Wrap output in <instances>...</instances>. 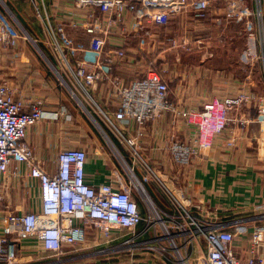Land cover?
Returning a JSON list of instances; mask_svg holds the SVG:
<instances>
[{
  "label": "built area",
  "instance_id": "built-area-1",
  "mask_svg": "<svg viewBox=\"0 0 264 264\" xmlns=\"http://www.w3.org/2000/svg\"><path fill=\"white\" fill-rule=\"evenodd\" d=\"M30 1L41 26L37 39L27 30L26 36H20L16 26L24 24L0 0V57L21 54L22 42L32 41L76 107L88 116L127 169L124 175L115 171L105 184L89 185L88 150L69 146L60 150L56 171L50 173L27 142L29 131L46 119L42 105L27 106L14 83L0 80V264H21V245L32 241L44 260L40 264H56L87 244L93 245L84 251L104 247L97 253L128 254L129 264H152L134 260L138 254L151 253L157 254V264H264V205L256 207L253 215L226 222L201 214V207L191 202L177 181L157 171L142 148L149 125L170 115L175 123L194 127L188 142L173 141L167 146L174 165L191 167L226 132L232 121L230 113L253 103L264 145V95L242 90L205 103L201 110H187L171 100L169 84L155 63L145 68L139 64V76L128 84L116 74L128 59L125 44L130 37L135 35L146 46L148 27L165 29L176 19L183 25H214L224 46L229 40L225 34L228 25H245L242 60L248 65L261 61L264 68V0H73L74 9L85 12V22H73L71 28L83 31L87 43L73 39L67 26L53 24L44 0ZM169 42L188 51L204 46L199 40L196 44L176 38ZM105 85L118 100L115 112L99 103ZM51 115L52 121L72 120L65 108ZM107 129L130 155V165ZM23 167L27 174L21 176ZM8 177L37 183L40 208L23 215L10 209L5 204ZM152 183L168 209L150 193ZM237 238L248 241L244 257L236 250ZM52 259L57 260L51 263Z\"/></svg>",
  "mask_w": 264,
  "mask_h": 264
},
{
  "label": "crops",
  "instance_id": "crops-1",
  "mask_svg": "<svg viewBox=\"0 0 264 264\" xmlns=\"http://www.w3.org/2000/svg\"><path fill=\"white\" fill-rule=\"evenodd\" d=\"M44 3L46 14L53 24L67 26L66 30L73 39L88 42L83 31L71 28L73 22H85V12L74 9L73 0H44ZM12 5V12L27 25L30 35L39 38L41 26L33 3L30 0H14ZM147 32L150 36L146 46H141V39H136L135 35L125 44L128 59L116 69V74L125 84L139 76V64L145 68L148 63H155L169 84L171 100L183 109L201 110L205 103L235 95L242 90L264 95L263 63L258 61L248 65L244 59L241 61L246 46L245 25H228L225 34L229 40L225 46L219 43V31L214 25H183L181 20L176 19L165 29L148 27ZM174 38L179 41L189 39L193 44L199 40L204 46L196 51L174 48L169 42ZM236 40L242 43L239 55L230 52ZM22 46L21 54L0 57V80H10L18 87V96L27 106L39 102L46 113V119L28 134L27 142L34 156L44 163L50 173H54L62 148H86L89 153L87 183L95 187L107 183L118 170L108 166L98 152L95 154L100 157L90 158L96 150L84 141L85 138L90 139V133L84 132L79 109L70 93L60 85L38 53L29 51L25 42H22ZM107 87H103L98 100L102 107L115 112L118 100ZM62 108L68 110L71 121L65 118L52 121L48 118ZM229 117L232 121L226 132L214 141L212 151L188 168L178 167L171 162L167 146L173 141L188 142L195 132L194 127L184 122L175 123L172 116L165 115L149 125L142 142L144 157L153 163L157 171L165 173L169 180L177 181L191 202L201 207V214L223 222L253 215L256 207L264 205L263 128L256 104L233 111ZM243 122L244 125L241 124ZM95 147L100 148L98 145ZM26 174L27 170L23 167L21 176ZM27 181L22 177L5 179V204L20 215L40 208L39 187L37 183ZM21 246V264H40L44 261L33 241ZM247 246V240L237 238L236 250L241 257H244Z\"/></svg>",
  "mask_w": 264,
  "mask_h": 264
},
{
  "label": "rangeland",
  "instance_id": "rangeland-1",
  "mask_svg": "<svg viewBox=\"0 0 264 264\" xmlns=\"http://www.w3.org/2000/svg\"><path fill=\"white\" fill-rule=\"evenodd\" d=\"M4 1L7 4V6H9V8L11 10H13L12 9V6H13L12 3H14V0H4ZM13 12H14V10H13ZM15 15H16V13H15ZM20 26L17 25L16 29H17L18 33L20 34V36L24 37V36H26V35H24V31L25 32H27V31H26L24 26L23 27L22 26L20 27ZM245 36H246V34H245ZM27 45H28L29 51L32 50L33 53H36V52L40 53L39 50L37 49L36 45L32 41H31V43L27 42ZM241 48H242L241 41L236 40V43H234L231 46L230 52L233 53L234 55H236V54L239 55L241 53L240 52ZM242 56L243 55L241 54V61H242ZM91 105L93 106V109H95L97 111V108L93 104H91ZM91 111H93V110H91ZM79 112H80V120L85 127L84 132L90 133L89 136H90L91 141L89 138H85L84 141H85V143L90 144L96 150L93 152V154H91L90 158L93 159V157H100L97 154H95L98 152L102 157L105 158L108 166L115 167V169H117L120 172V174L124 175L127 167L124 165V163L121 161V159L115 154V152L111 148H109V145H107L105 139L101 136L99 131L96 129V127L89 120L88 116L83 114V112L80 109H79ZM95 116L100 122L99 116L97 114ZM106 131L108 132L111 140L114 142L116 139L115 136L108 129ZM93 145H95V146L98 145L100 148H97ZM117 148H118L117 151L119 153L121 152L125 157L127 155V162L130 165L129 159H131V157L127 153V151L123 147L117 146ZM140 169H142L141 166H140ZM136 172H137V170H136ZM137 175L139 176V178L141 177L140 172L139 173L137 172ZM150 186H151V188H153V190L159 196H161V192L155 184L152 183V184H150ZM91 241H92V239L89 242H91ZM91 245H93V244H91ZM91 245H89V244L84 245L81 248L75 250L76 252L69 254V255H66V257H63L59 260L52 259V260H50V262L52 263V262L57 260L59 262L56 264H102L104 261L110 260V261L116 262V264L117 263L118 264H129L130 258L127 257L128 254H112V253L98 254L97 252L103 251L102 249H104V247L96 248V249H94L92 247V249L84 251L85 248H88V246H91ZM134 260L138 263L157 264L158 262H160L156 253H151L148 255H139L138 254L134 258Z\"/></svg>",
  "mask_w": 264,
  "mask_h": 264
},
{
  "label": "trees",
  "instance_id": "trees-1",
  "mask_svg": "<svg viewBox=\"0 0 264 264\" xmlns=\"http://www.w3.org/2000/svg\"><path fill=\"white\" fill-rule=\"evenodd\" d=\"M19 19H20V18H19ZM20 21H21L22 24H24V27L26 28V30L31 34V32L29 31V29L27 28V25H26L21 19H20ZM31 35H32V34H31ZM42 49L44 50V52H45L46 54H49L48 49H46L44 46H42ZM114 143H115V145H117V146L120 147V145H119L116 141H114ZM148 188H149L150 193L153 195L154 199L156 200V202H157L159 205H161L163 208L168 209V206H167V204L165 203L163 197L159 196V195L153 190V188H151V186H149Z\"/></svg>",
  "mask_w": 264,
  "mask_h": 264
}]
</instances>
